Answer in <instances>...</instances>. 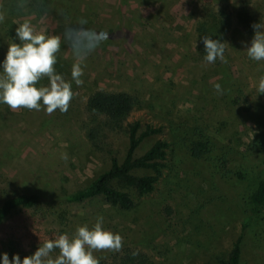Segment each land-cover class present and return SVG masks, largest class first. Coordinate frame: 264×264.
<instances>
[{
    "label": "rangeland",
    "instance_id": "374dc122",
    "mask_svg": "<svg viewBox=\"0 0 264 264\" xmlns=\"http://www.w3.org/2000/svg\"><path fill=\"white\" fill-rule=\"evenodd\" d=\"M206 5L230 17L227 63L195 59L196 26ZM239 8L248 9V21L238 19ZM50 10L37 16L22 9L15 25L29 22L39 33L61 37L57 72L66 80L76 62L73 45L86 43L78 33L103 32L104 40L83 61L84 84L72 82L67 113L14 112L0 103V205L16 195L38 197L35 206L0 223V264L4 253L22 261L48 239L71 238L84 225L92 229L99 216L104 230L124 241L119 252H94L100 264H121L125 254L142 264H219L238 236L240 264H264V208L248 203L264 179V94L258 92L264 61L249 58L245 47L254 36L251 25L264 23V0H55ZM95 89L134 94L128 120L161 129L136 156L155 140L168 145L166 168L149 195L112 183L130 195L129 210L101 197L67 198L106 171L111 157L120 162L124 156L123 134L87 135L84 101ZM200 135L211 140V156H223L226 164L191 157L185 142Z\"/></svg>",
    "mask_w": 264,
    "mask_h": 264
},
{
    "label": "trees",
    "instance_id": "16d2710c",
    "mask_svg": "<svg viewBox=\"0 0 264 264\" xmlns=\"http://www.w3.org/2000/svg\"><path fill=\"white\" fill-rule=\"evenodd\" d=\"M4 20L0 22V60L5 59L9 45L19 43L16 37L15 17L22 9L30 10L39 16L47 13L55 0H0ZM52 10V9H51ZM50 10V11H51ZM236 16L240 21H248V9L239 8ZM230 17L221 9H213L206 5L202 18L196 26V44L194 56L197 61L204 60L205 51L202 37L209 36L225 43V35L230 27ZM56 68L58 66L56 65ZM1 76V72H0ZM42 82V81H41ZM39 86V85H38ZM137 104V98L121 90L95 89L90 91L84 101L86 121L89 124L87 135L90 139L95 137L98 131L104 133L123 134L126 147L123 159L118 162L115 157L109 160V167L100 173L87 187L70 194L67 198L73 202H81L94 197H101L103 202L119 210H129L133 207V200L122 188L132 190L138 197L149 195L166 168L167 143L163 140H155L140 156H136V150L140 144L151 136L161 133V129L150 125L141 126L138 121H130L128 117ZM180 143L184 141H179ZM191 157L197 160H205L210 164L215 161L221 165L226 164L223 156L218 158L211 156L212 142L204 135L199 139L185 142ZM136 170L149 171L150 174L135 175ZM118 183L122 188L112 186ZM38 197L32 195L12 196L0 205V223H2L15 210L37 204ZM248 203L254 209L264 208V179L260 180L248 197ZM39 243V242H38ZM241 236L232 243L226 259H218L219 264H240ZM121 264H142L140 260L128 257L125 254L120 258Z\"/></svg>",
    "mask_w": 264,
    "mask_h": 264
},
{
    "label": "clouds",
    "instance_id": "9594fccd",
    "mask_svg": "<svg viewBox=\"0 0 264 264\" xmlns=\"http://www.w3.org/2000/svg\"><path fill=\"white\" fill-rule=\"evenodd\" d=\"M3 20L4 16L0 14V22ZM79 23L84 25L87 21L81 19ZM251 27L254 36L250 47L245 44L247 55L252 60L264 61V23H254ZM78 34L86 38V43L73 45L76 62L72 65L71 81H68L56 68L61 37L39 33L29 22L20 24L16 28L19 43L9 45L2 64L0 103L14 112L21 109L40 111L43 108L49 115L57 110L67 113L74 97L72 82L78 87L84 84L83 61L104 40L103 32L88 30ZM68 36L69 32H66L65 38ZM201 39L207 63L213 64L218 59L227 63L224 55L227 43L209 36ZM45 79L48 84H41ZM214 88L217 94H223L220 84ZM258 92L264 94V77L260 78ZM67 158V154L62 156L64 160ZM103 223V216H99L92 229L84 225L78 227L71 238L63 234L56 239H48L33 255L24 257L22 261L18 254L9 260L8 254L4 253L2 264H100L94 252H119L124 244L122 236L104 230ZM56 250L59 254L53 257Z\"/></svg>",
    "mask_w": 264,
    "mask_h": 264
}]
</instances>
